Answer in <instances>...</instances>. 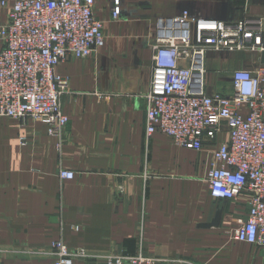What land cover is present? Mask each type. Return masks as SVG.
<instances>
[{
	"label": "crops",
	"instance_id": "obj_1",
	"mask_svg": "<svg viewBox=\"0 0 264 264\" xmlns=\"http://www.w3.org/2000/svg\"><path fill=\"white\" fill-rule=\"evenodd\" d=\"M7 1L0 26L8 23ZM185 11L226 23L264 20V0H95L105 45L57 67L69 80L62 142L43 123L0 117V264H53L56 241L94 256L141 249L158 264H264V248L234 239L247 207L209 193L212 152L227 132L200 152L161 133L147 136L158 21ZM261 64L257 53L209 50L207 94L231 96L233 72ZM61 169L75 178L62 180Z\"/></svg>",
	"mask_w": 264,
	"mask_h": 264
},
{
	"label": "built area",
	"instance_id": "obj_2",
	"mask_svg": "<svg viewBox=\"0 0 264 264\" xmlns=\"http://www.w3.org/2000/svg\"><path fill=\"white\" fill-rule=\"evenodd\" d=\"M0 8H8V1L0 0ZM120 16L116 1L113 20ZM0 45V117L43 123L62 142L69 123L62 98L69 80L57 73V67L70 58H89L105 45L95 0H13L8 23L0 26ZM152 49L148 138L161 133L178 147L200 152L207 140L214 141L225 130L227 139L212 152L206 178L209 193L215 200L242 202L247 213L234 239L264 248V63L255 71H234L231 96L207 94L205 67L209 50L261 56L264 20L226 23L185 11L158 21ZM59 177L73 180L75 173L61 169ZM52 248L53 264L94 258L104 264L162 262L141 249L135 255L94 256L71 250L62 241Z\"/></svg>",
	"mask_w": 264,
	"mask_h": 264
},
{
	"label": "water",
	"instance_id": "obj_3",
	"mask_svg": "<svg viewBox=\"0 0 264 264\" xmlns=\"http://www.w3.org/2000/svg\"><path fill=\"white\" fill-rule=\"evenodd\" d=\"M261 58H262V63H264V52L262 53Z\"/></svg>",
	"mask_w": 264,
	"mask_h": 264
}]
</instances>
